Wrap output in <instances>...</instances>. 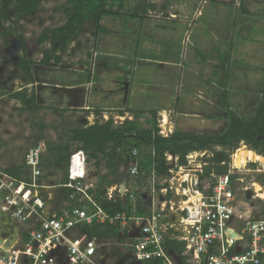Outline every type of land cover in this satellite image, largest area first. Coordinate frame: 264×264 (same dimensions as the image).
I'll list each match as a JSON object with an SVG mask.
<instances>
[{"label":"rangeland","instance_id":"obj_1","mask_svg":"<svg viewBox=\"0 0 264 264\" xmlns=\"http://www.w3.org/2000/svg\"><path fill=\"white\" fill-rule=\"evenodd\" d=\"M65 7L64 0H41L36 10L22 19H16L10 7L6 10L10 22L3 21L0 13V171L23 164L26 152L40 142L46 149L47 145L67 143L72 150V129L109 118L115 127L127 120L141 130L154 112L163 135H213L223 132L228 123L224 94L229 108L243 120L251 119L256 107L264 103V0H124L120 10L113 8L117 15L99 22L104 33L86 23L67 50L57 53L60 63L44 66L40 64L42 53L52 45L49 41L39 43V37L64 24ZM145 36L153 38L146 40ZM154 38L157 42H151ZM99 53L111 56L102 60ZM224 55L228 56L225 60ZM21 59L29 63L32 84L25 82L18 68ZM104 59L112 69L103 65ZM163 59L175 60L176 65H162L158 61ZM86 77L99 96L95 100L91 96L80 109L53 104L41 90V104H37L41 108L27 111L7 94L26 89L35 96L37 80L58 87L86 86ZM128 87L126 102L104 99L122 95ZM119 111H124L122 117ZM241 147L251 150L243 142L237 149ZM216 149L229 158L237 150ZM88 169L97 177V185L102 176L115 184L127 182L123 163L111 171L99 158L89 160ZM42 172L44 183L51 186L53 205L62 194L53 187L63 183L65 166H42ZM234 175L232 188L240 213L249 211L250 218H263L264 200L256 196L253 186H264V162H247ZM128 181L133 199L148 205L153 183L138 189L133 179ZM120 233L124 232L118 225L116 237L100 241L101 253L107 252L102 254L101 264H135L129 250L116 240Z\"/></svg>","mask_w":264,"mask_h":264},{"label":"built area","instance_id":"obj_2","mask_svg":"<svg viewBox=\"0 0 264 264\" xmlns=\"http://www.w3.org/2000/svg\"><path fill=\"white\" fill-rule=\"evenodd\" d=\"M216 150L190 152L183 165L177 156L166 154L169 167L165 175L157 176L152 170L150 178L137 186L141 189L153 183L150 202L138 215L137 202L128 187V180L133 179L135 185L139 174L138 152L131 150L123 160L127 182L122 188L106 187L104 199L128 201L132 211L130 215L122 212L109 216L95 200L98 186L89 176L87 154L74 148L65 168L66 182L53 187L71 190L72 202H65L66 208L60 213L46 215L44 207L50 199L47 190L51 187L44 183L41 166L46 147L37 143L23 159L27 180H16L0 171V210L19 229L16 242L8 250L0 244V250L7 253H0V264H101L102 254L107 252L101 253L99 241L88 237L83 227L104 223L123 229L118 242L129 250L135 264H264V217L253 219L249 211L240 213L231 180L238 168L232 157L215 158L217 153L224 154ZM203 159L209 161L207 164L227 162L228 173L203 176ZM9 236L6 233L0 239L4 243ZM166 239L184 244L180 256L165 248Z\"/></svg>","mask_w":264,"mask_h":264},{"label":"trees","instance_id":"obj_3","mask_svg":"<svg viewBox=\"0 0 264 264\" xmlns=\"http://www.w3.org/2000/svg\"><path fill=\"white\" fill-rule=\"evenodd\" d=\"M41 0H3L0 13L3 21L10 22L11 17L6 10L12 8L13 16L16 19H22L33 13L38 3ZM66 7L64 8L65 22L62 26L44 32L39 37V43L49 41L52 48L49 51L42 53L40 64L49 66L51 62L55 65L60 63V55L67 50L68 45L74 41V38L82 31L86 23L93 25L97 31H103L99 26V21L105 17L115 16L117 11H113L114 7L120 10L123 6L124 0H64ZM135 16V15H133ZM200 51H197V55ZM225 60L228 56H221ZM18 68L24 75L25 82L32 84L33 77L29 70V63L24 59L18 62ZM88 77L85 82L88 83ZM10 99L20 102L24 110L34 111L41 106L37 105L33 93L27 94L26 89L18 92H8ZM223 104L227 112L228 123L223 132L213 135H196L189 133L174 132L167 137L159 134L156 126V116L151 112V121L148 126L137 130L134 125L125 120L121 127H115L113 120L109 118L104 122H95L92 125H84L71 130L69 141L75 144V148L83 150L88 157V160L104 159L106 169L115 171L117 166L123 163L126 155L131 150L135 149L138 152L137 168L138 176L135 178V186H141L148 178L150 173L154 170L157 176H163L167 172L168 164L165 155H172L178 157L179 165L185 164V156L190 152L213 150L214 148H229L237 149V145L243 142L257 155L264 157V103L259 104L251 119L243 120L237 117L229 108L225 94L222 96ZM98 115V111L92 112ZM119 116L124 115V111L118 112ZM38 142L40 137H38ZM46 152L48 157L41 158V166L46 167H63L67 165L69 155L71 152L70 146L65 144L47 145ZM217 159L228 160V155L217 153ZM99 166V162L95 163ZM4 173L16 180H27L25 169L21 163L19 166L8 167ZM125 176V175H124ZM127 177V175L125 176ZM237 177L234 175L231 180L234 181ZM63 183L66 182L64 174ZM100 184L95 191V200L99 202L103 210L109 215L113 216L118 213L131 214V204L121 203L117 201L107 202L104 199L105 189L113 181H108L105 176L100 178ZM264 184V178L262 179ZM107 185L106 187L102 185ZM72 191L69 189L62 190V200L67 203L72 202L69 196ZM143 196V195H142ZM140 196V199H142ZM137 201L136 214L145 212V208H141ZM116 225L92 224L88 227H83V231L87 233L90 238L103 240L105 238L116 237ZM165 248L173 254L180 256L184 244L166 239ZM150 264V263H147Z\"/></svg>","mask_w":264,"mask_h":264},{"label":"water","instance_id":"obj_4","mask_svg":"<svg viewBox=\"0 0 264 264\" xmlns=\"http://www.w3.org/2000/svg\"><path fill=\"white\" fill-rule=\"evenodd\" d=\"M35 90L37 97L41 90L61 92L65 96V98L68 99L69 102L71 101L66 105V107L70 109H75V108L80 109L83 106L87 105L90 94L89 85L76 86V87H58V86L39 83L38 80L36 81L35 84ZM37 104H41V103L37 101ZM203 162L204 165H202L201 167V174L203 176H209L211 174L226 175L228 173L229 165L227 162L223 164H207L209 162L207 159H203ZM6 233L10 234L8 239L4 243L0 239V244L3 245L4 250H8L16 242L19 234V229L18 226H14L12 224L11 219L0 210V237ZM0 253H3L4 255L7 254L6 252H2L1 250Z\"/></svg>","mask_w":264,"mask_h":264},{"label":"crops","instance_id":"obj_5","mask_svg":"<svg viewBox=\"0 0 264 264\" xmlns=\"http://www.w3.org/2000/svg\"><path fill=\"white\" fill-rule=\"evenodd\" d=\"M110 17V16H109ZM134 17H137L136 15L134 16ZM105 18H107V17H105ZM103 19H101L100 21H102ZM99 21V22H100ZM99 26H100V28L102 29V27H101V25H100V23H99ZM103 30V29H102ZM104 31V30H103ZM103 31H101L102 33H104ZM96 32H100V31H97L96 30ZM150 38H153V37H151V36H145V39L147 40V39H150ZM144 40V39H143ZM145 40V41H146ZM159 41V40H158ZM151 42H157V39L156 38H154L153 40L151 39ZM98 56H100V57H102L101 59L103 60V58H108V57H110L111 55H108V54H105V53H99L98 54ZM98 61V60H97ZM106 61V59H104V62H103V65L105 66V64L107 63V61ZM160 64H162V65H166V66H175L176 65V61L174 60V61H170V60H166V59H163V60H159L158 61ZM157 63V62H156ZM107 65V64H106ZM97 67L99 66V63H97V65H96ZM90 78V77H89ZM88 81L90 82L91 80H89L88 79ZM88 82V83H89ZM80 85H82V84H80ZM89 85V84H88ZM130 95V90H129V87L127 88V89H125L124 91H123V93H122V95H119V96H117V97H115V96H113V95H111L110 97H109V95H107V96H105L104 97V99L106 100V99H110V98H112V99H121V101L124 103V102H126V100H127V97ZM99 95H98V91H97V94H95V95H93V97H94V100L96 99V97H98ZM108 97V98H107ZM91 99V96L89 97V99H88V101ZM88 165H89V161H88ZM4 172V171H3ZM88 173H89V176L91 177V179H92V181L97 185V182H96V179H97V177L95 176V174L92 172V171H90L89 169H88ZM64 174L65 173H63L62 174V180H63V178H64ZM62 183V182H61ZM58 184H60V183H58ZM111 186L112 185H117V186H120L121 188H122V186H123V183L121 184H115L114 182H112L111 184H110ZM109 185V186H110ZM47 186H49V185H47ZM98 186V185H97ZM49 187H51V186H49ZM51 189V188H50ZM50 189H48L47 190V193L49 194V190ZM61 190V189H60ZM61 192H62V190H61ZM49 198L50 199H48L47 201H46V203H45V207H44V213L46 214V215H50L51 213H60V210H64L65 208H66V204H65V201L64 200H62V197H61V195L59 196V199H57V201L56 202H54V204L53 205H51V196H50V194H49ZM21 228L22 229H25L26 228V225H23V226H21ZM115 239V238H114ZM98 240V239H97ZM116 240L118 241V238H116ZM99 241V243H100V241H102V240H98Z\"/></svg>","mask_w":264,"mask_h":264},{"label":"bare ground","instance_id":"obj_6","mask_svg":"<svg viewBox=\"0 0 264 264\" xmlns=\"http://www.w3.org/2000/svg\"><path fill=\"white\" fill-rule=\"evenodd\" d=\"M163 124H167L166 116L163 115ZM232 162L235 168H243L246 166L247 162H264V158L257 155L254 151L248 150L246 147H241L236 150L232 156ZM254 192L256 196L261 200H264V186L260 187L257 184H254Z\"/></svg>","mask_w":264,"mask_h":264},{"label":"flooded vegetation","instance_id":"obj_7","mask_svg":"<svg viewBox=\"0 0 264 264\" xmlns=\"http://www.w3.org/2000/svg\"><path fill=\"white\" fill-rule=\"evenodd\" d=\"M106 64H105V67H109V69H110L111 68L110 67V64H108V63H106ZM87 85H88V83L86 84V86ZM79 86H85V85L82 84V85H79ZM74 87H76V86H74ZM42 94L48 95L50 97L49 98L50 101L51 102L53 101L52 102L53 104H58V105L60 104L62 106H66L68 103L71 102V101L69 102L68 99L65 98V96L61 92H59V91L58 92H54V91H50V90H44V91H42ZM95 94H97V89L95 87H93V88L90 87L89 97L90 96H93ZM39 99H40V96L38 95V97H37L36 94H35L36 103H37V101H39Z\"/></svg>","mask_w":264,"mask_h":264}]
</instances>
